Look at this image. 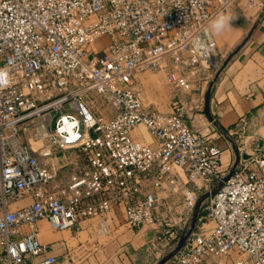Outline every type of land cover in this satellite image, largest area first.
I'll list each match as a JSON object with an SVG mask.
<instances>
[{"label":"built area","instance_id":"built-area-1","mask_svg":"<svg viewBox=\"0 0 264 264\" xmlns=\"http://www.w3.org/2000/svg\"><path fill=\"white\" fill-rule=\"evenodd\" d=\"M239 1L0 0V264H64L39 239L40 221L59 231L90 223L102 237L120 212L130 229L187 235L166 264H227L232 254L233 264H264V140L249 158L237 145L226 173L225 130L194 124L202 85L222 68L210 22ZM148 71L165 73L171 112L136 88ZM141 125L151 142L134 134ZM32 128L38 150L24 140Z\"/></svg>","mask_w":264,"mask_h":264},{"label":"crops","instance_id":"crops-1","mask_svg":"<svg viewBox=\"0 0 264 264\" xmlns=\"http://www.w3.org/2000/svg\"><path fill=\"white\" fill-rule=\"evenodd\" d=\"M231 17V28L221 34L212 32L216 59L227 64L209 84L213 87L209 96L206 93L204 117L197 116L198 121L213 120L225 130L227 136L220 141L226 173L238 162L237 145L244 144V155H248L264 140V0H255L253 5L240 0ZM242 120L246 121L243 131ZM27 201L14 206L22 207ZM89 225L81 231H59L42 220L37 226L42 243L53 246L51 254L61 260L65 257L64 264H151L147 241L160 232L158 225L130 229L121 212L113 227L116 230L108 237L102 238Z\"/></svg>","mask_w":264,"mask_h":264},{"label":"rangeland","instance_id":"rangeland-1","mask_svg":"<svg viewBox=\"0 0 264 264\" xmlns=\"http://www.w3.org/2000/svg\"><path fill=\"white\" fill-rule=\"evenodd\" d=\"M107 42H108L107 39H101L99 42L93 45L92 49L99 51L102 48V45L104 46V44H106ZM102 56H103L102 54L98 55L99 58H101ZM135 85H136V88L140 91L141 95L143 96L146 104L155 106L160 111L165 112V113L171 112L170 100L173 95V88L169 85L165 73L148 71V72L137 74ZM209 88H210V85L209 86L207 84L202 85V93L204 92L205 98H206V95H207L206 93H208ZM204 123H206V121H195L194 124L196 126H201ZM139 130L142 131L146 139V142H151V138L147 132V129L144 128L143 125L137 127L134 131V134L135 135L140 134L141 132ZM34 135H35V132L32 128L24 136V140L28 142L35 150H38V148H40V146L42 145V142H40L37 138H35ZM218 144L221 147L222 141H219ZM75 159H76L75 153L70 152V153H67V155L60 157L59 161L62 165H67L71 161H74ZM207 205H208L207 203L203 204L200 207V209H198L195 213L198 214V212H200L201 215L204 214V210L207 207ZM16 209L17 208L14 206V203H13L12 207H10V210L13 211ZM194 215L192 216V219L188 221L185 231H187V229H189L192 226ZM120 226H124V224L121 223ZM158 229L162 231L164 229V226L163 227L160 226L158 227ZM115 230L116 228L111 233H113ZM161 231L158 234L152 236V240L147 241L148 245L151 247V252L149 253V256L152 254L150 258L151 264H158L162 259H164L172 251H174L178 247L181 238L184 236V232L176 231L172 235V237H170L169 234L162 235ZM108 236H102V238H105ZM39 239H40V236H39ZM0 249H1V239H0ZM238 258H239L238 255L232 254L230 257L226 258L225 261L227 264H233V261L237 260Z\"/></svg>","mask_w":264,"mask_h":264},{"label":"clouds","instance_id":"clouds-1","mask_svg":"<svg viewBox=\"0 0 264 264\" xmlns=\"http://www.w3.org/2000/svg\"><path fill=\"white\" fill-rule=\"evenodd\" d=\"M232 17L225 13L217 14L210 22V29L215 34H221L232 26Z\"/></svg>","mask_w":264,"mask_h":264},{"label":"water","instance_id":"water-1","mask_svg":"<svg viewBox=\"0 0 264 264\" xmlns=\"http://www.w3.org/2000/svg\"><path fill=\"white\" fill-rule=\"evenodd\" d=\"M231 57H232V55L230 56V58H231ZM225 64H227V63H223L222 68H221V70L217 73L216 78H218V76H219V74L221 73V71L223 70V67H224ZM212 87H213V83H212L211 86H210V90H211ZM209 93H210V91L208 92V96H209ZM237 153H238L237 155L239 156V155H240L239 152H237ZM249 157H250V155H244V158H249ZM196 218H197V214H195V217H194V219H193V223H192V226H191V230L194 228V225H195V223H196ZM186 238H187V235L183 236V237L181 238L180 242H179L178 247H177L173 252H171L169 255H167L164 259H162L158 264H166V263L171 259V257L175 254V252H176L177 250H179V249L184 245Z\"/></svg>","mask_w":264,"mask_h":264},{"label":"bare ground","instance_id":"bare-ground-1","mask_svg":"<svg viewBox=\"0 0 264 264\" xmlns=\"http://www.w3.org/2000/svg\"><path fill=\"white\" fill-rule=\"evenodd\" d=\"M145 128V127H144ZM141 133H142V131L141 130H139ZM143 134V133H142Z\"/></svg>","mask_w":264,"mask_h":264}]
</instances>
